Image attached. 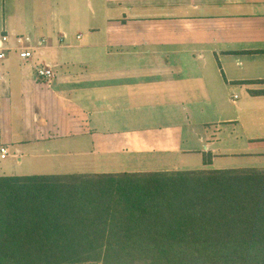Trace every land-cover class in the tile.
<instances>
[{
	"label": "crops",
	"instance_id": "0c3cea01",
	"mask_svg": "<svg viewBox=\"0 0 264 264\" xmlns=\"http://www.w3.org/2000/svg\"><path fill=\"white\" fill-rule=\"evenodd\" d=\"M4 34L0 177L264 170V0H0Z\"/></svg>",
	"mask_w": 264,
	"mask_h": 264
},
{
	"label": "trees",
	"instance_id": "16d2710c",
	"mask_svg": "<svg viewBox=\"0 0 264 264\" xmlns=\"http://www.w3.org/2000/svg\"><path fill=\"white\" fill-rule=\"evenodd\" d=\"M0 264H264V170L1 176Z\"/></svg>",
	"mask_w": 264,
	"mask_h": 264
},
{
	"label": "built area",
	"instance_id": "2783aa9c",
	"mask_svg": "<svg viewBox=\"0 0 264 264\" xmlns=\"http://www.w3.org/2000/svg\"><path fill=\"white\" fill-rule=\"evenodd\" d=\"M45 40L38 41V47H43ZM17 51L19 56L24 61H29L34 56V50L36 46L32 43L31 38H18L17 39ZM13 51L11 47V40L7 34L0 36V61H3L7 58L9 52ZM37 76L41 78H52L53 73L48 67H38L37 68ZM237 99V97H235ZM9 156V151L7 148H0V157L2 160L6 159Z\"/></svg>",
	"mask_w": 264,
	"mask_h": 264
},
{
	"label": "rangeland",
	"instance_id": "374dc122",
	"mask_svg": "<svg viewBox=\"0 0 264 264\" xmlns=\"http://www.w3.org/2000/svg\"><path fill=\"white\" fill-rule=\"evenodd\" d=\"M233 141L234 140H231V139H228L227 140L228 143H231ZM1 163L2 164H8V165H11V167H13V168L10 167V170L11 171H8V174H11V175H18V176H20V175H23V174H32V172H33L30 169H28L29 171H25V170H27V168L24 169V167L22 168V166H18V164H15L14 161L12 159H10V158L8 160H6V161H1ZM14 167H15V169H14ZM42 171L51 172L49 170H42ZM73 172H76V171H73ZM76 174H81V172L80 173H76Z\"/></svg>",
	"mask_w": 264,
	"mask_h": 264
}]
</instances>
